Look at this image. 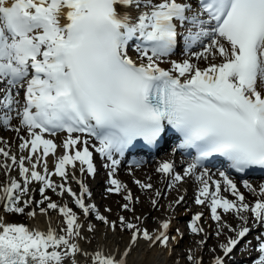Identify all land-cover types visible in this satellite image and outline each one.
<instances>
[{"label":"snow or ice","instance_id":"6c2138e0","mask_svg":"<svg viewBox=\"0 0 264 264\" xmlns=\"http://www.w3.org/2000/svg\"><path fill=\"white\" fill-rule=\"evenodd\" d=\"M178 49L185 58L171 59ZM0 128L20 140L17 155L0 137V168L9 175L18 169L21 178L0 185V206L16 214L31 209L33 217L37 208L41 214L56 210L64 219L59 232L0 220V264H80L77 256L86 257L87 264H127L139 240L161 247L178 243L184 234L177 228V236L170 235L171 219L153 231L141 226L140 217L109 221L86 203L91 193L75 171L79 164L81 176H94L98 153L108 162L106 191L125 192L128 203L122 208L133 211L130 204L139 198L116 178L118 168L137 144L157 147L169 131L178 134V149L195 154L182 172L170 160L156 171L169 180V191L188 177L198 183L195 203L209 208L216 236H226L220 254L211 249L212 264H226L239 246H251L252 228L264 226V184L257 190L243 180L258 197L249 204L232 176L264 169V0H0ZM61 133L57 145L53 138ZM58 147L63 155L56 154ZM218 161L224 170L214 173L207 165ZM33 182L40 185L39 201L31 194ZM135 183L154 190L151 182ZM49 190L71 196L86 218L131 232L125 251L81 248L85 225L67 203L53 201ZM163 196L154 190L152 205ZM183 202L181 195L174 204ZM222 213L235 215L240 224L232 226ZM246 213L253 217L252 227ZM203 215L198 212L189 222L193 235L207 236ZM87 228L95 231L92 224ZM255 239L260 255L254 264H264V234ZM205 245L206 239L198 242ZM186 260L204 264L191 249Z\"/></svg>","mask_w":264,"mask_h":264},{"label":"bare ground","instance_id":"6f19581e","mask_svg":"<svg viewBox=\"0 0 264 264\" xmlns=\"http://www.w3.org/2000/svg\"><path fill=\"white\" fill-rule=\"evenodd\" d=\"M63 22V21H62ZM186 54V53H185ZM186 55H184L182 58H185ZM166 67V64L163 65ZM203 66V64H202ZM18 121L13 120L12 124L16 125ZM4 128H0V131ZM20 135H25V131H21ZM0 137H2L5 141L10 143V147L12 152L19 155V149L18 145L20 143V140L18 139L17 133L11 130L6 129L5 133L1 134ZM64 138V134H58L57 137H54L53 139L57 143V145H60L62 143V140ZM63 148L58 147L57 149V155H63ZM24 155H27L25 152ZM3 158L0 157V160ZM127 161H123L121 163L124 165L123 167H119L117 171L118 177H120V180L127 185V188L132 191L133 198L135 200L136 197L139 198L138 202H135V210H133L135 213V217H140L142 220V227H147L150 231L156 230L159 227V224L162 220L165 219H171L172 220V226L170 233L173 229L178 228L180 232H182L183 238L181 239L179 236H177V240L179 241H171L169 242L168 247H161L159 245L156 246H150V242H146L144 240H139L135 246L132 247V250L130 254L127 256V264H188L186 262V253L191 249L193 252L196 253L198 257L202 256L204 264L208 261V264H212L214 253H210V257L208 258L209 254L208 251H210V242H207L206 245L203 247L198 246V242L202 239H205L203 236L202 239H193L191 240L193 246L192 248H188V242L190 239L186 236L187 232L185 229H181L180 226L182 225V220L186 216H190L192 214H196L198 212H202L203 214H208V211L206 209V206L203 205H197L194 202V196L197 195V189L199 187L198 183L192 178L188 177L186 180L177 186L176 189L170 190L167 193L169 196V199L171 203L169 205H172V207H169V205L164 207L162 205V200L159 201V210L156 211V215L160 214L159 219L157 220V225L149 226V223L151 222V219L155 216L151 213L153 212V209L150 210V201L154 198V190L160 189V186L162 183H164V179L162 178V174L158 173L156 171L157 167L159 166L160 162L165 160L173 161L176 165V167H179V171L182 172L183 167L186 166L188 162H190L187 159L179 160L176 158L174 152L172 149L166 151L165 153L161 154L160 156H157L155 158H152V156H148L147 158L143 159L141 157H132L129 159H126ZM49 169H54V157L52 155L47 157ZM9 164L11 161L8 162ZM137 163L139 166H137ZM76 175L78 178L83 179L84 183L87 185L91 196L89 198L92 199V203L87 201L86 203L89 204H95L96 207L103 208L105 216L108 218L109 221L113 219L114 216H112L111 211H106V209H114L115 207L122 208L123 202H116V201H108L105 199H99V189L98 185L94 183L87 182L83 176H81V173L79 172V164H77L76 168ZM212 172L216 173V170H212ZM132 177L134 179H139L142 182H151L154 186V190L144 191L140 187H133L131 186V179ZM10 178H15L17 180H20L18 169L11 171L10 175L6 174L5 171L0 168V185L6 184ZM149 178H151L149 180ZM218 178V174H217ZM52 179L60 183L61 178L58 176H53ZM236 180V179H235ZM168 183V179L166 180ZM165 182V184H166ZM257 190L259 189L260 182L258 180L255 181H249ZM264 184V182H263ZM241 184L237 183L238 188L240 191L245 195L246 202L249 204H254L257 200V196L254 195L252 192L245 190L243 186L241 188H244L242 190L240 188ZM40 185L36 182H33L30 185L31 189H35L33 193H31L34 196V199L36 200V196L39 195V189ZM71 187L73 191H76L79 193L80 189L79 186L75 183H71ZM53 195H56L55 197L60 198V200L64 203H67L69 207L72 206L73 200L72 197L69 196L67 193H65L63 196H59L52 192ZM225 196H227L229 199H235V197L231 196L229 193H223ZM184 196V202L180 204L179 206H176L174 204L175 200L179 196ZM122 198V195L120 196ZM149 207V208H148ZM186 207V212H179L182 208ZM79 209V208H78ZM30 211V210H29ZM79 211H81L79 209ZM148 213V215H146ZM192 213V214H191ZM249 217V227H252L251 224L254 222L253 217L251 213H246ZM80 218V222L85 225L84 229L82 230L84 239H80L79 243L81 248L85 249L88 252L95 251L99 248H103V250L106 253H112V254H119L123 253L125 249L128 247L129 240L131 235L125 236L124 234L117 231V228L115 231H112L108 225L102 224L100 226H95V231L89 232L86 224L87 218L82 214L78 215ZM112 216V217H111ZM111 217V218H110ZM0 220H2L4 223H17V224H24L28 226L30 229H39L41 231H47L49 227L59 230V227L64 223V219L60 214L50 213L49 211L46 214H41L39 212V208L36 209V215L35 217L26 215V219L24 221H9V217L5 213L2 206H0ZM137 223H140V221H134ZM93 225V224H92ZM264 227V226H263ZM61 229V228H60ZM259 230L258 227L252 228L251 234L247 237L248 238H255L256 232ZM177 234V233H176ZM240 247V246H239ZM239 247L237 249H239ZM241 248V247H240ZM236 249V250H237ZM240 250L246 251V248H242ZM235 251V250H234ZM216 254H220V251L216 250ZM259 254V253H258ZM76 259L80 262V264H87V258L83 256H77ZM248 259L242 258H236L231 256L227 261L226 264H239V263H245Z\"/></svg>","mask_w":264,"mask_h":264},{"label":"rangeland","instance_id":"374dc122","mask_svg":"<svg viewBox=\"0 0 264 264\" xmlns=\"http://www.w3.org/2000/svg\"><path fill=\"white\" fill-rule=\"evenodd\" d=\"M130 54L133 56V58H135V55L134 54H132L131 53V50H130ZM184 55H186L184 52H182V51H179V53H177V54H175L173 57H171V59H178V58H182ZM170 65H168V64H166V67H169ZM22 95V94H21ZM5 131H6V129H3V130H1L0 131V133L1 134H3V133H5ZM90 143L92 144V145H97V143H96V141H93V140H91L90 141ZM90 150H92L91 148H90ZM51 155V154H50ZM49 155V156H50ZM161 154H159V155H156V156H154V157H152V158H155V157H157V156H160ZM179 158V156H177L176 155V158ZM108 162L105 160V159H103L98 153H94V164H95V167H96V173H95V175L94 176H91V175H89L87 172H85L82 176H83V178L87 181V182H90V183H94V184H97L98 186V189H99V199L101 200V199H105V200H108V201H116V202H123V204H125V203H128L127 201H125L124 199H123V196L126 194L125 192H121L120 194H116V193H109V192H107L106 191V189L108 188V187H110V184H109V168L108 167H106L105 165L107 164ZM161 163V162H160ZM124 165H126V163H124V164H122V165H120L119 167H123ZM184 168V167H183ZM176 169H177V171H179V167H176ZM116 178L117 179H119L120 180V177H118V175L116 174ZM135 178V177H134ZM133 177H132V179H131V186H133V187H139V185L138 184H136L135 183V181L136 180H139V179H134ZM162 178L164 179V183H162V185L160 186V191L162 192V193H164V196L161 198V200H162V205H164V207L166 206H168L170 203H171V201H170V199H169V196L167 195V193L166 192H168L169 190H167L166 189V184H167V182H166V180H167V178H165L163 175H162ZM243 180H248V181H255V180H258L259 182H260V185L261 184H263V182H264V179H242V180H239V181H236L238 184H242L243 183ZM121 182H122V180H120ZM61 182V181H60ZM165 182H166V184H165ZM123 184H125L124 182H122ZM168 183H169V180H168ZM240 188H241V185H240ZM242 190H244V188H241ZM245 190H247V189H245ZM132 192V191H131ZM48 196H50L51 197V199L53 200V201H55L56 203H58V204H63V202L60 200V198H57V197H55L56 195H53L52 194V191H47V193H46ZM133 194V193H132ZM122 195V198L120 197ZM42 197H41V195L39 194V195H37L36 196V200L37 201H39L40 199H41ZM90 200H88V199ZM86 198V202L87 201H89L90 203H92V199L91 198H89V197H87ZM195 198H196V196H194V202H195ZM160 202V201H159ZM46 203L47 202H45V205H41V207H46ZM149 207H150V210H152L153 209V212L151 213V216L152 215H155L152 219H151V222L149 223V226L148 227H150V226H154V225H157V220L159 219V216H160V214H158V215H156V211H158L159 210V205L157 206V207H154L153 205H152V202L150 201V203H149ZM130 207H132L134 210H135V202L133 203V204H130ZM148 207V208H149ZM71 208L75 211V212H77V214L78 215H82L83 213L81 212V211H79V209L77 208V206L74 204V202H73V204H72V206H71ZM98 209H99V212L102 214V215H105L104 214V211H103V208H100V207H97ZM206 209H207V211H208V214H204L203 215V218H202V221H201V224H202V226L204 227V229H205V233L207 234V236H205L204 234H201V235H199V236H196V235H193L191 232H190V230H189V228H188V224H189V222L191 221V219H192V217L194 216V214H192L191 215V217L189 216H186V217H184L183 218V220H182V225L180 226V228L181 229H185L186 230V232H187V237L190 239V241L188 242V248H192V246H193V244H192V242H191V240H197V239H202V237L201 236H203L206 240H207V242H210V251H208V253L207 254H209V256H208V258L210 257V253H212V251H211V249H213V248H215L217 251H220V249H219V244H221V243H223V242H225V240H226V236H224V235H222V236H219V237H217L216 236V229H217V224H216V222L215 221H213L212 219H211V213H210V210H209V208L208 207H206ZM29 210H31V209H25V214H12V213H8V212H6L5 211V213L7 214V216L9 217V221H24L25 219H26V215H27V213L29 212ZM187 211V209H186V207H184V208H182L181 210H179V212H186ZM49 212L50 213H55V214H60L58 211H56V210H49ZM134 211H125L123 208H120V207H115L114 209H112L111 210V214H112V216H114L113 217V219L111 220V221H118V218L120 217V216H124V217H126L128 220H133V218L135 217L134 216V214L135 213H133ZM61 215V214H60ZM146 215H148V213L146 214ZM222 215L224 216V220L225 221H227L229 224H231L232 226H237L238 224H240V221L238 220V218L235 216V215H233V214H231V213H229V214H223L222 213ZM111 216V217H112ZM110 217V218H111ZM134 222V221H133ZM254 223V222H253ZM252 223V224H253ZM86 224L88 225V224H93V225H95V226H100V225H102V224H104V223H102V222H100V221H98V220H96L95 219V216H91V217H88L87 218V220H86ZM250 224V223H249ZM252 224H251V226H252ZM62 227H64V223L59 227V230H58V232L60 231V228H62ZM258 228H259V230L255 233L256 235L255 236H253V237H257V236H260V235H262V232H264V227L263 226H258ZM177 228H175V229H173L172 230V232L170 233V235H172V236H174V235H177L176 234V230ZM263 230V231H262ZM117 231L118 232H120V233H122V234H124L125 236H130L131 235V232H129V231H123V232H121L120 231V228L119 227H117ZM226 231V234L228 235V236H231L232 235V233H229V232H227V230H225ZM255 238H248L247 240H250L251 242H252V244H251V246H247V247H245V245L244 244H242L240 247H239V249H237V250H235L233 253H232V255L231 256H233V257H236V258H242V257H244V259H248L245 263H239V264H254V261L258 258V256L260 255V253L256 250V246L258 245V241L255 239ZM246 248V251H244V250H240V249H242V248ZM259 253V254H258ZM187 254H188V252L186 253V256H187ZM186 262H187V260H186ZM188 263V262H187ZM205 264H208V261L207 262H205Z\"/></svg>","mask_w":264,"mask_h":264},{"label":"trees","instance_id":"16d2710c","mask_svg":"<svg viewBox=\"0 0 264 264\" xmlns=\"http://www.w3.org/2000/svg\"><path fill=\"white\" fill-rule=\"evenodd\" d=\"M12 214H16V213H12ZM17 215V214H16Z\"/></svg>","mask_w":264,"mask_h":264}]
</instances>
